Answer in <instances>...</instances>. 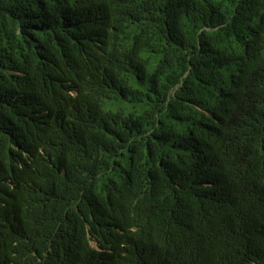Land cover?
Here are the masks:
<instances>
[{"label":"trees","instance_id":"16d2710c","mask_svg":"<svg viewBox=\"0 0 264 264\" xmlns=\"http://www.w3.org/2000/svg\"><path fill=\"white\" fill-rule=\"evenodd\" d=\"M0 264H264V0H0Z\"/></svg>","mask_w":264,"mask_h":264}]
</instances>
